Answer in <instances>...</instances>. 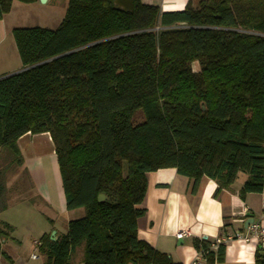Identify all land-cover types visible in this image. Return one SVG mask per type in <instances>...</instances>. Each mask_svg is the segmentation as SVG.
<instances>
[{
	"label": "trees",
	"instance_id": "trees-1",
	"mask_svg": "<svg viewBox=\"0 0 264 264\" xmlns=\"http://www.w3.org/2000/svg\"><path fill=\"white\" fill-rule=\"evenodd\" d=\"M15 1L39 2L0 0V21ZM114 1L69 0L58 28L14 29L24 69L0 78V212L6 174L24 162L19 139L44 133L67 210L85 211L57 240L40 238L45 264H72L82 245L83 264H175L138 236L151 172L176 169L192 193L213 180L216 198L240 178L243 201L264 193V0H189L171 12ZM193 246L207 252L211 240ZM225 247L208 262L223 263Z\"/></svg>",
	"mask_w": 264,
	"mask_h": 264
},
{
	"label": "crops",
	"instance_id": "crops-1",
	"mask_svg": "<svg viewBox=\"0 0 264 264\" xmlns=\"http://www.w3.org/2000/svg\"><path fill=\"white\" fill-rule=\"evenodd\" d=\"M142 1L148 4L147 0ZM188 1L162 0L160 6L164 12L181 11ZM191 2L195 3V0ZM46 3L49 5L58 2L47 0ZM40 5V2L23 4L15 1L11 12L0 21V78L24 69L13 37V30L22 27L19 21L20 15L25 16ZM39 139L47 150L50 149V154L56 157L53 142L47 133L26 134L21 137L18 145L22 153L24 154L23 146L30 148L32 142ZM26 160L30 161L25 158V163H27ZM242 184L243 181L236 183L230 190H224L216 198L218 185L213 180L203 179L197 192L192 193L191 180L179 175L176 169H161L149 173L147 193L141 205V208L146 210V214L138 224L139 239L169 256L175 264H190L197 255V250L193 246L194 239L213 240L223 237L226 240L228 236H234L238 232L246 234L247 227L252 222H260L264 226V193L249 194L243 201L239 196ZM38 194L46 210L47 225H50V229L45 228L42 235L55 231L57 240L59 236L67 233L71 221L81 219L85 215L83 209L67 210L61 179L57 187L56 205L55 196L48 190L45 194L44 191H38ZM8 225L13 227L12 224L7 223L6 226ZM180 231H188L190 236L179 240L176 234ZM225 246L224 262L220 264H255L256 244L227 241ZM22 247L23 242L15 234L0 232V264H45V261L39 262L40 257L43 256L38 252V247L35 248L38 255L31 253L28 256L21 252ZM34 254L38 257L37 259H32Z\"/></svg>",
	"mask_w": 264,
	"mask_h": 264
},
{
	"label": "rangeland",
	"instance_id": "rangeland-1",
	"mask_svg": "<svg viewBox=\"0 0 264 264\" xmlns=\"http://www.w3.org/2000/svg\"><path fill=\"white\" fill-rule=\"evenodd\" d=\"M68 1L56 0L58 3H50L49 5L39 1L41 5L37 9L30 11L29 14H24L25 16H19V21L22 23L21 28L41 27L53 30L58 28L65 17ZM146 2L149 5L158 4L160 6L162 0H147ZM192 4L193 6L198 5V0H195V3L192 2ZM192 69L194 72H199V64L197 62L193 63ZM144 120L143 113L138 111L133 118V123L135 125L140 124ZM40 140L32 142L30 148L23 146V165L17 167L13 165L12 169L7 172L5 177L7 208L0 212V232L10 235L15 234L23 242L21 252L26 256L31 253H38L33 242L40 240L45 228L49 227L48 229H50L45 216L46 210L38 191H44L45 194L48 190L52 193L56 198L54 200L56 205V201H58L57 187L61 179L59 168L57 169V158L52 153L50 154V149L47 150ZM3 155L4 153L0 151V166L5 163L3 162ZM25 158L30 161L26 160L27 163H25ZM241 181H243L242 178L239 182L241 183ZM6 222L12 224L13 227L8 225L10 227L8 228ZM83 260L84 246L82 245L76 249L71 261L72 264H83ZM44 261H46V258L40 257L39 262L43 263Z\"/></svg>",
	"mask_w": 264,
	"mask_h": 264
},
{
	"label": "built area",
	"instance_id": "built-area-1",
	"mask_svg": "<svg viewBox=\"0 0 264 264\" xmlns=\"http://www.w3.org/2000/svg\"><path fill=\"white\" fill-rule=\"evenodd\" d=\"M190 236L188 231H180L176 234V238L182 240L185 237ZM227 241H238L243 244H256L257 247L264 249V226L260 222H252L246 230V234L236 233L234 236L227 237L225 240L223 237H218L211 240L210 250L207 252H197L196 257L190 264H210L207 260V255L209 252L218 251L220 245H224ZM35 247H39L40 242H33ZM38 257L34 254L32 259H37Z\"/></svg>",
	"mask_w": 264,
	"mask_h": 264
},
{
	"label": "water",
	"instance_id": "water-1",
	"mask_svg": "<svg viewBox=\"0 0 264 264\" xmlns=\"http://www.w3.org/2000/svg\"><path fill=\"white\" fill-rule=\"evenodd\" d=\"M41 3H46L47 2V0H39ZM114 5L118 8V9H120V10H122V11H124V12H132L133 11V9H134V1L133 0H115L114 1ZM13 75V74H12ZM100 200H102L103 199V197L101 196L100 198H99ZM56 232L54 231V232H52V234H51V239L53 240V241H55L56 240Z\"/></svg>",
	"mask_w": 264,
	"mask_h": 264
},
{
	"label": "bare ground",
	"instance_id": "bare-ground-1",
	"mask_svg": "<svg viewBox=\"0 0 264 264\" xmlns=\"http://www.w3.org/2000/svg\"><path fill=\"white\" fill-rule=\"evenodd\" d=\"M167 7H169V6L167 5Z\"/></svg>",
	"mask_w": 264,
	"mask_h": 264
}]
</instances>
